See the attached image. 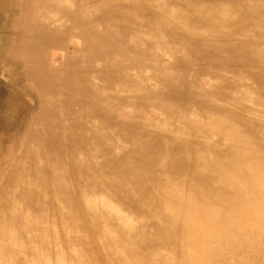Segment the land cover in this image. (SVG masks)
Returning a JSON list of instances; mask_svg holds the SVG:
<instances>
[{
	"label": "rangeland",
	"instance_id": "374dc122",
	"mask_svg": "<svg viewBox=\"0 0 264 264\" xmlns=\"http://www.w3.org/2000/svg\"><path fill=\"white\" fill-rule=\"evenodd\" d=\"M32 2L0 0V219L9 217L8 229L0 234V264H60V261L65 264H264L263 171H252L250 177L235 188L221 187L216 181L211 188L207 182L193 186L188 178L194 174L183 171L185 185L170 187L171 178L161 174L160 165L153 163L146 167V175L158 184L152 186L148 198L152 202L161 194L163 207L152 213V217L146 211H135L123 204L121 199L127 196L113 191L107 180H97L101 177L97 171L93 174L95 188L89 190L84 184L76 198L87 197L98 204L105 202V209L110 208L106 210L113 211L114 216L106 214L105 222L94 220L90 229L80 218L64 219L65 212L70 210L67 201L72 196L67 199L63 194L48 193L41 184L46 180H40L38 175L42 169H52L55 164L41 157L43 149L36 141L32 140L29 147L24 144L28 141V132L54 131L61 117L57 119L53 114L48 130L43 122L36 121L37 95L23 90L30 79L20 78L22 68L16 45L23 36L36 43L31 47L32 54L44 62L25 65L30 70L40 72L44 65L47 70L59 67L82 48L78 37L87 28L81 19L97 20L102 16L103 0L90 2L74 19L70 16L62 22L56 21V14L76 10V0H44L49 8H41L37 18H33L37 22L25 34V28L32 23L28 14ZM120 5L124 11L120 10L117 15L109 10L112 27L105 22L96 27L97 32L110 34V40L116 45L122 44L121 34L113 26L119 27L126 17H139L144 23L156 26L171 25L177 30L176 38L175 41L163 39L164 45L141 44L140 52L144 54L140 60L133 55L113 59L128 67L131 62L141 66L138 71H122V76L132 82L140 77L143 90L136 92L137 87L134 90L129 84L117 81L113 86L107 85L103 95L110 109L115 111L113 123L102 127L95 118L87 121L85 130L86 134L90 133L88 129L104 132L108 138L104 153L95 149L89 158L80 155L79 161L88 160L97 169L108 157L129 152L132 142L122 137L118 126V122L126 120L142 125L147 134H161L171 141L168 147H162L154 137L146 142L150 150L173 165L181 156H178V144L172 140L184 138L191 148L211 156L222 170L224 166L228 169L231 165H241L239 160L262 164L264 64L256 59L238 63L235 52L245 58V55L255 56L253 52L257 51L264 57V0H116V6ZM73 20L78 23L74 30ZM231 20L237 26L242 25L247 36L240 35ZM59 30L69 32L64 44L54 41ZM121 31L124 34L126 29ZM136 33L145 34V31ZM248 38L252 42L250 48ZM201 39L217 45L211 63L192 59L191 50ZM122 46L130 50L127 42ZM183 63L189 65L184 67ZM101 67L98 62L96 70ZM167 79L178 81L180 90L188 86L194 99L181 103L159 97L158 94L166 92L163 82ZM95 82L98 84L99 80ZM241 102L243 105L238 104ZM177 104L180 107L176 110L170 107ZM137 142L143 143L142 139ZM139 163L142 167L145 165L144 161ZM105 172L110 177L107 168ZM231 173L226 175L234 178ZM46 185L53 186L51 180ZM1 191L6 192L4 201ZM138 198L141 195L137 193L127 197L131 202ZM199 198L208 204L204 205ZM210 203L217 205L214 212L207 209ZM127 223L152 241L149 248H140L131 241L125 229ZM22 227L25 228L21 230ZM160 227L166 228V234L157 235ZM170 232L172 242L167 240ZM14 237L18 238L17 242ZM106 241L111 243V248ZM24 246L23 253L20 249ZM132 251H139V255ZM114 252L118 253L116 257L112 256Z\"/></svg>",
	"mask_w": 264,
	"mask_h": 264
},
{
	"label": "bare ground",
	"instance_id": "6f19581e",
	"mask_svg": "<svg viewBox=\"0 0 264 264\" xmlns=\"http://www.w3.org/2000/svg\"><path fill=\"white\" fill-rule=\"evenodd\" d=\"M43 1L44 0H33L32 6L28 10V14L32 17V23L25 28V34L31 31L33 28L32 25L37 22L33 20V18H37L41 8L46 10L49 8L48 4H45ZM93 1L94 0H76V10L70 12L62 11V14L56 12L58 16L56 21L62 22L70 16L74 19L77 12L85 10L89 3ZM100 9L102 11V16L98 17L97 20L89 17L81 19L87 29L82 36L78 37L82 44V48L78 49L79 54L77 53L73 56L67 55L68 60L53 70H47L44 65L42 71L34 72L25 66L30 63L43 64L44 62L42 59L40 60L36 54H32L33 49L31 47L36 45L32 39L23 36L21 42L16 45L22 68V76H20V78L22 80L30 79L27 84H24L23 90L28 94L37 95L35 99L37 101L36 108L39 114L36 121L43 122L45 128L48 130L52 122L53 114L57 119L61 117L54 131L36 134L34 130L28 132V141L24 142V144L29 147L32 140L36 141L40 148L43 149L41 157L46 160L50 159V161L55 164L52 169L49 167L42 169L43 171H39L38 175L40 180H46L45 183L43 182L41 184L48 193L55 196L56 194H63L67 199L70 198L69 195L72 196V198L67 201L70 210L65 212L64 219L73 220L80 218L83 225L90 229L94 224V220L105 222L104 219L106 214L108 216H114L112 213L113 211L107 212L106 209L110 208L105 209V206H107L105 202H100L98 204L95 201L89 200L87 197L79 198L78 200L76 198L79 193L81 194L84 184L89 190L95 188L96 181L93 174L97 171L101 174V177H98L97 180L101 179L110 182L109 187L113 191H119L127 197L134 193L140 194L141 198H138L135 202L128 201L129 199H127V197H124L123 200L121 199V202L123 204H128V206L135 211H146L151 217L152 213L155 211L159 212L163 207V197H161V194L157 196L156 200H152V202L150 201L151 198H148L152 186L158 184L151 176L146 175V167L153 165V163L160 165L159 172H161V174H166L171 178L169 182L170 187H182L185 185L186 177L181 175L183 171H190L194 174L188 178L189 182L193 183V186L202 183L205 184L207 182L206 185L210 188L214 187L212 184L214 181L224 188H232V186L234 188L239 187L240 182L250 177L252 171L264 172V160L262 164H258L257 161L247 162L239 160L238 163L241 165H231L228 169L224 166L222 170V167L218 166L211 156L205 155L204 152L199 149L191 148L186 138L172 140V142L174 141L178 144V156H181L178 163L173 165L167 158L156 155L147 145V142L153 137L162 147H168L171 141L165 140L161 134H147L146 129L142 125L126 120L118 122V126L123 135L122 137L128 138L132 142V149L129 152L119 157H108L97 169L89 164L88 160L79 161L80 155H83L84 158H89L95 149L101 154L104 153L103 148L108 139L104 132L102 130L88 129L90 133L86 134L85 130H87L88 120L96 118L101 122L102 127H105L114 120L115 111L110 109L107 97L103 95L108 89L107 85L113 86L117 81L129 84L130 88L134 90L135 87H137L138 90H136V92L143 90V83H141L140 77H138L137 82H135L136 80L132 82L128 77L122 76V71L130 69L138 71L141 69V66L137 62H131V66L128 67L120 62L116 63L113 59L117 57L123 58L125 55L130 58V56L133 55L134 59L140 60L144 54L140 52L141 44L149 43L152 46L155 44L164 45L163 39L175 41L177 31L176 28L171 25L167 26L161 24L156 26L150 23H144L139 17H134L133 19L126 17V20H121L122 22L119 23V27L113 26V28L118 29L121 34L122 44L116 45V43L110 40L112 37L110 34L106 31L97 32L96 27L102 22L108 23L112 27L113 20L108 17L109 10H114V13L117 15L120 13V10H122V12L124 11L123 7L122 5L116 6V0H103V3L100 4ZM231 21L233 24V20ZM132 26L134 27L132 28ZM233 26L240 35L243 34L247 36V34L243 32L244 27L242 25L237 26L233 24ZM76 28H78V23L73 20L72 29L74 30ZM122 29H126L124 34L121 31ZM138 30L141 32L145 31V34H137L136 32ZM68 33L69 32L64 30H59V33L54 36V41L57 44H64L66 36H69ZM132 34L133 37H128ZM246 41L250 48V44L252 43L250 42V38L246 39ZM124 42H127L130 46V50L122 46ZM216 47L217 45L215 46L211 41L206 42L205 39H201L191 50L192 59L206 60L211 63L214 54L213 51H215ZM235 53V60L238 63H243L247 59H256L259 63L264 64V57L257 51L253 52L255 56L245 55V58L242 54L238 52ZM98 62H100L102 66L100 70H96ZM188 65L189 64L183 63L184 67ZM80 67H82L83 70H80ZM249 69L250 66L248 67V70ZM95 79L99 80V85L96 84ZM163 83L166 86V92L158 94L159 97H169L181 103L194 99L193 97H195L188 86L185 90H180L178 88V81L173 82L172 79H167ZM246 95V92H244V96ZM230 99L232 98H228V100ZM231 101H234V99ZM244 101L246 102V100ZM136 103L137 101L135 100V104ZM238 104L243 105V102ZM170 107L176 110L180 107V104H177V107L176 105ZM109 116L112 117L110 118ZM139 139H142L143 143L139 142L140 144H138L137 141ZM243 139L244 138L241 137L240 141ZM26 154L25 152V155ZM28 154L31 156V153L28 152ZM140 161L145 162L143 167L140 166ZM106 168L109 170L108 176L110 177H107L105 172ZM232 171L234 174L231 173ZM228 172L233 174L234 178H229L226 175ZM49 180H51L53 185L51 187L46 185ZM48 193L46 195H48ZM2 195L4 201L6 192H3ZM199 199L204 205L208 204L204 199ZM242 201L245 202L244 200ZM207 207L208 210L214 212L217 205H212V203H210V206ZM8 218L9 217L5 216L4 220L0 219V234H5V230L8 229L6 223L9 221ZM117 218L122 219L121 217L119 218V216H117ZM18 219H20V217H18L17 220ZM11 227L15 229V227L13 228V224ZM24 228L25 227H22L21 230ZM125 229L128 234L131 235V241L134 244L137 243L140 248L147 249L152 244V241H148L144 233L135 231L133 224L127 223ZM168 229L170 230V228ZM172 229H175V227H172ZM172 229L171 232L173 231ZM171 232L167 236L168 242H172L173 233ZM162 234H166L165 227H160L158 230L157 235L161 236ZM13 240L17 242L18 238L14 237ZM108 242L109 241H106L105 244L107 247L111 248V243ZM25 249L26 247L24 246L20 250L24 253L23 250ZM137 252L139 251L134 252V254L139 255ZM116 254L118 253L114 252L112 256L116 257ZM60 264L65 263L60 261Z\"/></svg>",
	"mask_w": 264,
	"mask_h": 264
}]
</instances>
